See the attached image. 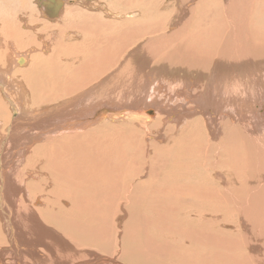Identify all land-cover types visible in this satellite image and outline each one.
Wrapping results in <instances>:
<instances>
[{"label": "bare ground", "instance_id": "obj_1", "mask_svg": "<svg viewBox=\"0 0 264 264\" xmlns=\"http://www.w3.org/2000/svg\"><path fill=\"white\" fill-rule=\"evenodd\" d=\"M19 1L25 6V9L31 5L30 0ZM186 5L195 8H191V13L200 10V19L202 21L201 32L202 39L204 40L203 53L207 52L206 44L214 38L212 30L213 24H216L217 30L215 29V31L219 36V44L216 48L217 51L213 50L210 54H215V52L219 54L220 67L227 71L224 72L229 76L226 79L231 82V86L235 87L233 88L230 99L226 102L228 106L227 112L233 110V115L225 114L224 120L219 123L215 117L216 113H213L210 107L215 104L214 106L219 112L223 105L218 103V99L214 92L206 91L205 94H203L204 96L202 98L205 106L203 111L198 113L210 117V120H208V117L206 118L210 129L215 130L216 127H220V137L213 140L216 141V144H213L212 148L210 145L205 147L197 144H194L193 147H185L184 144L180 145V149H185L184 151L186 152L182 155L177 153L178 156L174 158L175 163L172 164V168H169V170L175 169L180 176L176 183L173 184L169 182L177 179L176 176L172 173L171 176L167 172L160 171L164 170L166 164H169L170 161L167 160L159 166L156 176H154L156 173L154 169L151 171V169L148 168L150 173L154 176L150 174V182H139L138 174L140 167L135 163L133 164V162L130 164L131 166L129 167L131 168L129 169L127 168L128 164L126 165V161H121L123 164L120 162V166L114 164L118 163L114 161H112V164L108 161V164L105 155L97 152L91 156V165H79V169H77L73 163L68 164V155L70 156L69 149H64L67 151L68 155L64 152H60L59 157L54 158L50 156V161L48 160V163L44 165L40 158H36L35 151H29V154V149H23L22 146L26 144L22 143L21 146L23 150H18L16 148L18 156H15L17 158L19 155L23 157L22 155L25 156L26 154L27 156L28 153V155L32 157L29 159L28 156L27 160L36 162L32 163L28 171H21V169L19 170L17 167L9 169V166V170L7 171L4 158H2V156L0 157V264H130L129 262L126 263L123 261L120 257H117L116 254H122L123 249L116 247V243L111 244V246L114 247L110 252L99 250L105 248L107 244L106 236H108V232H111L110 225L112 226L113 224L116 228L118 226L122 228L123 226L126 227L127 222L125 223V216L122 214L125 212L123 207L125 204H128L126 202L128 197H135L136 195L138 196L137 201L141 204L145 203L147 210H154L155 206L158 205L159 209L167 214L171 212L181 213L184 211V219L192 224L193 222H197L196 227L189 224L184 225V223H182V225L176 222L175 226L182 231L184 230L183 232L180 231L178 235L180 239L184 241V247H179L182 251L178 253V255H174L176 263L181 264L188 260V262L191 261L192 263L186 262V264H264V0H186ZM29 11L30 10H27L26 13L28 14ZM60 12L58 14H60ZM39 14H41V11ZM42 14H46L43 8ZM60 15L63 16V14ZM32 20L33 15L31 14L27 22L32 24ZM24 26L27 28L30 27L26 23ZM1 28L7 30V39L0 36V39L3 38L4 41H8L4 49L7 58H9V60L10 58L14 60L16 58L17 62L15 60V63L21 62L23 65L25 63L28 64L24 56L20 55V53H22L20 49H29L33 47L30 40L32 32L28 30L22 31L20 23L14 32L10 29V26H2ZM82 29L83 28H81V30ZM102 29H104V26ZM169 36H172L173 39H169ZM169 36L167 37V41L171 40L172 43L174 42L173 48L175 47L176 51L186 50L185 47H187L188 44L182 43L184 36L182 37L180 33H175L174 35L172 33ZM22 41H24V43ZM45 41V39L41 38L40 43L42 44L44 52L50 45L48 44L47 46V41ZM0 46H4L1 45V40ZM57 49H55V52ZM29 50H35V48ZM49 50L48 48V51ZM194 51H192L191 54H201V52ZM52 55L53 52L51 56ZM100 57L101 60L98 61V63L100 62L99 68L95 70L92 68L95 76L103 75L110 64L109 60L111 59L110 57L108 58V54L104 53ZM201 58V61L205 64L206 61L209 62L208 59L213 60L212 56H202ZM45 60H47V63H52L51 58H45ZM42 61L41 59L38 61V64H34V62L31 64L30 60V66L20 71L26 75L25 81L27 83L32 82L33 78L36 77V72L33 71L37 69L35 68L37 65L42 67ZM1 62L2 61H0V65L2 66L3 62ZM87 65L88 68H91L89 67L90 62H88ZM9 66V68H11V63ZM81 66L83 65L81 64ZM119 68L121 70V66ZM19 70L17 73H19ZM196 71L201 72L200 70ZM1 72L4 74L5 70L0 71V73ZM39 73L42 75V71H39ZM73 75L77 77L74 79L76 82L74 84L70 83L66 90L58 91L52 95L47 94L50 92H46L45 95L46 97L59 96L58 99L64 98V101H66L61 104L62 107L59 108L60 110L57 111L58 113L54 115L51 113L47 119H44H55V121L59 123L55 124L53 121L54 127L56 128L74 130V132L70 130V133L58 132L60 133L58 136H53L54 139L59 137V140H55L58 142L66 140L68 142L67 145L65 144L66 148L68 145H71L69 142L75 141L81 136L86 138L92 133L91 130L87 131V128L91 125L90 121H92L96 115H102L103 110L105 113L109 111L112 112V114L110 116H100V120L108 121L103 123L101 127L99 126V128L104 130L106 127H111L112 123L116 124L114 128L119 129L121 127L118 126L121 125H123L122 128L125 127L128 130H132L133 127L138 126L144 128L147 138L151 135L148 132L151 130V126H160L162 123L165 125V123L169 122L170 118L173 119L174 116L177 117L175 124L179 125L185 119V121H187L188 118L192 117L191 115L195 114L193 110H195V112L197 111V107L194 109V107L187 106L186 111L184 103H179V101L178 104L175 105L171 104V101L166 103L164 106L169 109H164L165 107L159 106L154 97V95L157 96L159 94V90L154 91L151 87V85L154 84L153 82H151V85H144L141 91L140 89L135 91V88H133L134 92L137 94L135 102H131V100L128 101L127 98L129 99V97L122 93V95L118 97V100L117 98L116 100H111L107 99V97H103L99 100L97 99V101L95 99L96 102L93 101L94 103L90 104V100L85 99L86 102L82 104V107L73 108L74 101L71 102V100L75 97V93L86 89L87 87L85 88V86L90 84L93 80V77L87 73L83 74L80 72L78 74L76 72L73 73ZM148 75L149 74H147V76ZM6 76L7 75H5V77ZM46 77H48L47 73L45 75V78ZM108 78H106V80ZM9 80L14 82V84H10V86L7 87L5 81L8 80L4 79L3 82L0 81V91H3L1 92L3 95L2 98L13 106L12 112L15 115V111L17 110L13 105V101L15 102V100H12L13 96L8 93V91L14 90L19 98L23 100H26L27 92L23 84L13 77ZM121 81L122 80H120V83ZM126 82L128 83V80ZM30 86H32V84ZM106 88H108V86ZM100 89L99 91L102 90L104 92L103 89ZM127 89L128 88H126V91ZM91 90L88 92H91ZM219 90H222V88ZM102 91L100 92L101 94ZM106 91L104 93H106ZM95 93L91 95L94 96ZM211 93L213 98H211ZM82 94L83 97H85L87 93L84 91ZM174 94L175 92L170 95L171 99L175 98ZM2 95H0V106L5 110L3 106L4 102H1ZM113 95L112 96L115 98V94ZM182 95H185L183 97L184 99L186 97L188 102L189 99L187 97L189 93L187 89L181 96ZM95 97L96 95L94 98ZM90 99L92 100L91 97ZM130 99H134V97ZM87 101H89V105L84 106ZM21 102L22 101H20V103ZM75 104L76 102L74 105ZM77 105L79 104L77 103L76 106ZM148 109L155 110L156 113L147 114L146 111ZM64 110H66V113L62 114L60 111ZM27 111L30 113L28 109ZM33 111L30 115L36 117ZM18 112H20V110H18ZM61 115H67V118L61 117ZM70 119H72L73 122H70ZM202 119H199L200 124L203 123ZM60 123H63V125ZM193 123H195V121ZM33 124L35 125L36 123ZM203 126L202 124L199 127L203 129ZM44 127L48 126L45 124ZM75 128H78V131H76ZM85 128L87 132L82 133ZM14 129L17 128L15 127ZM39 129H41V127ZM66 130L62 129V131ZM25 131H27V129ZM54 131L55 130H53V132ZM132 131L134 132L135 130ZM47 134L48 131L46 134H39L37 132L34 137L36 136L35 138L39 142L42 138L45 139ZM29 135L30 133L23 134L24 137L26 136L27 140L30 139L28 138ZM2 138L4 139V137ZM32 138L33 136L31 140ZM46 138L47 141H49L48 137ZM108 139L110 138L106 136V140ZM2 140H0V144ZM15 140L19 142L17 138H11L12 142ZM106 140L105 143L100 141L99 144H105L108 151H110L111 143ZM209 142L211 141L209 140ZM20 143L21 142H19V144ZM88 143L94 142L89 141ZM97 143L98 142H96L94 146H96ZM13 144L16 145V143ZM62 144L64 145V143ZM3 145L5 146V144ZM49 145H51L50 148H48V144H45L43 149H54L52 143ZM36 148H38V146H35L34 149ZM115 148H118V146L116 145ZM158 148L163 149V146ZM4 149L5 148L0 149L2 154H5ZM231 149H254L252 151L254 155L253 159L255 158L256 160H251L253 163L251 165L252 174L250 177H252V175H257L259 179H253L255 180L254 184H251L250 187V192L253 197H249L250 199L248 202L252 204V210L242 202L243 200L245 201L244 198L246 194L242 197L243 200L239 201L240 199L229 194L230 191L228 188L230 187L226 186L227 182H230L229 184L231 185L232 182L229 175H227V171H223L221 168L223 165L222 156L225 152L229 159L230 156L233 155V153L229 152ZM12 157L14 158V155ZM57 159L59 161L62 160L63 163H60ZM114 159H116V157H114L113 160ZM237 159V155H235V157L233 156L232 162H236ZM18 160L20 159L18 158ZM78 162L80 163V160L77 161V163ZM10 163L11 165L13 164L12 162ZM144 170L145 168H143V171ZM219 170L223 172L218 173L217 171ZM102 171L104 172L102 173ZM214 175L216 177H213ZM87 176L90 177L87 178ZM147 176H149V174H147ZM192 176H196V179L191 180ZM247 183L250 184L251 182ZM234 189H232V191ZM238 191V193L241 192L239 189ZM121 210L123 212H120ZM164 216L168 215L164 214ZM142 221L146 229L151 228L153 221L151 222L145 219V217ZM117 222H120L121 225H117ZM158 225L160 226V223H158ZM124 230L121 231L116 229L118 239L123 237ZM139 231L142 232L141 230ZM149 237V235L148 237L146 236L140 243H143L144 247L148 250L155 251L160 257L161 255H166L168 260H170L169 253L162 247H160V249L158 244H155L153 239ZM35 245H38L42 249L36 248ZM139 246L142 245L139 244L138 247ZM77 247H84V249L81 251L77 249ZM92 247L99 250L89 249ZM114 251H116V253H113ZM150 253L153 254L152 252Z\"/></svg>", "mask_w": 264, "mask_h": 264}, {"label": "rangeland", "instance_id": "obj_2", "mask_svg": "<svg viewBox=\"0 0 264 264\" xmlns=\"http://www.w3.org/2000/svg\"><path fill=\"white\" fill-rule=\"evenodd\" d=\"M40 1L41 0H30V7L25 9V6L22 5L19 0H0V26H10V29L14 32V30L17 28V26H19L20 23L22 31L28 30L32 32L30 40L32 42L31 44L33 45V47L28 48H35V50L31 51L27 48L22 50L20 49V51H22L23 53H20V55L24 56L26 61H28V64L25 63L23 65L21 64V62L15 63V60L17 62L16 58L15 60L11 58L9 60V58H7V54L5 53L6 51H4L5 44H7L8 41H4L2 38L5 37V39H7V30L0 27V36H2V39H0L1 45H4L3 47L0 46V61L3 62V65H0V71L5 70L4 74L3 72L0 73V81L3 82L4 79L8 80L5 81V84L7 87H9L10 84H14V82L9 80L11 79V77H13L18 82L23 84L27 92V98L26 100H23L19 98L18 94H16L14 90L8 91V93L12 94L13 96L12 100H15V102L13 101V105L15 108H17V110L15 111L14 115L12 112L13 106L7 103L4 98H2L3 95L1 92L3 91H0V95H2L1 102H4L3 106L5 110L7 109L5 111L3 110V107L0 106V140L3 139L2 137H4L5 139H3V142L1 141L0 144V149L5 148V154H2L0 151V154H2L0 155V157L2 156V158H4L6 164L5 167L7 168L6 170L8 171L13 167H17V169L19 168V170L21 169V171H28L32 163H36L35 161L32 162L27 160V157L29 156V151L34 150L36 158H40L41 162L45 165L46 163H48V160L50 161V156H53L54 158L59 157L60 152H64L68 155L67 151L64 149H69L70 156L68 155V164L73 163L75 165V168L77 169H79V165H91V156L92 154H95L97 152L103 153L105 155L107 163L108 161H110V163L112 164V161H114L118 162L114 164L120 166L121 164H123V161H126V165L128 164V169L131 168L129 166H131L130 164H132L133 162V164L135 163L140 167L141 172L139 171L138 174L139 182H150L152 174L150 173L149 169H151V171H153L152 169H154V171L156 172L154 176H156L159 170V166H161L167 160L170 161L169 164H166L164 170L160 171L167 172L169 173V175H171V173L174 174L177 179H174L169 183L175 184L180 176L177 174L175 169L169 170V168H172V164L175 163L174 158L178 156L177 153H180L182 155L184 152H186L184 151L185 149H180V145L184 144L185 147H193L194 144L203 147L210 145L212 148L213 144H216V141L213 140L220 137L221 134L220 127H216L215 130L210 129L208 127V122L206 120V118L208 117L207 115H202L198 113L202 112L205 106V103L203 102L202 98L204 96L203 94H205L206 91L214 92L216 98L218 99V103L224 106L221 107L219 112L214 106L215 104L210 107V110L213 113H216L215 117L218 120V123L224 120L223 118H225V114L233 115V110L227 112L228 106L226 102L230 99L233 93V88L235 87L231 86V82L226 79L229 76H227L228 74H225L224 72L227 71L220 67L219 54H217V52H215V54H210L213 50L217 51L216 48L219 44V36L215 31V29L217 30L216 24H213L212 30V33H214V38L206 44L207 52L203 53L204 40L202 39L201 32V13L200 10H196V12H193L196 15L191 13V8L193 6L188 7L186 5V0H60L63 3L59 12L61 11L60 14H63V16L57 14V16H55L54 18H49L48 15L42 14L43 7L38 6ZM160 1L163 4H161ZM68 4L70 7L68 6ZM27 10H30L28 14L26 13ZM40 11L41 14H39ZM62 11H64L65 13ZM31 14L33 15V23L29 24L27 21ZM58 18L61 20H59ZM25 23L28 24L30 27L27 28L26 26H24ZM101 26H104V29H102ZM81 28L83 29L81 30ZM172 33L173 35L175 33H180L182 37L184 36V38L182 39V43L188 44V46L185 47L186 50L176 51L175 47L173 48L174 42H171L173 37L169 36ZM168 36L169 39H171L170 41H167ZM41 38L47 41V46L48 44H50L49 46L51 47L48 46V48L50 49L49 51L48 48L47 50H45V52L43 51L42 44L40 43ZM22 42L24 43V41ZM55 49H57L56 52ZM194 50H196L197 52H201V54H191V52ZM52 52L53 55L51 56ZM104 53L108 54V58L110 57V64L108 68L104 71L103 75H101L100 73L101 76H95L94 70L99 68L100 62L98 63V61L101 60L100 56ZM202 56H212L213 60L208 59L209 62L206 61L205 64L201 61ZM45 58H51L52 63H47V60H45ZM41 59L43 60L41 63L42 67H39V65H37L38 67L35 66V68L37 69H35V71L33 72H36V77L33 78L32 82L27 83L25 81L26 75L20 71L30 66V60L31 64L33 62L34 64H38V61H40ZM88 62H90L89 67L91 68H88ZM10 63L11 68H9ZM81 64L83 66H81ZM119 65L121 66V70L119 68ZM193 69L200 70L201 72H197ZM18 70L19 73H17ZM39 71H42V75L39 73ZM76 72L78 74L80 72L83 74L87 73L88 75L93 77V80L90 84L85 86V88L87 87V91L86 89H84L75 93V97L71 100V102L74 101L73 108H78L79 106L82 107V104L86 102L85 99L90 100V102L87 101L84 106L89 105V103L92 104L96 102L97 99L99 100L103 97H107V99L111 100H116L117 98L118 100V97L122 95V93L129 97V99L127 98L128 101L131 100V102H135L137 94L134 92L133 88H135V91H138L139 89L141 91L142 88H144V85H151V82H153L154 84L151 85V87L154 89V91L159 90V94L157 96L154 95L155 101L159 104V106L165 107L164 109H169L164 106L166 103L171 101V104L175 105L178 104L179 101V103H184L186 111V106L194 107V109L197 107V111L195 112V110H193L195 114L191 115L192 117L188 118L187 121H185V119L179 125L175 124V120H177V117L174 116L173 119L170 118V121L166 122L165 125H163L162 123L160 124V126H151V130L148 131L151 135L149 138H147L145 135L144 128L138 126L133 127V129L130 128L132 130H135L134 132L132 130L126 129L125 127L122 128L123 125L118 126L122 129L114 128V125H116L115 123H112L111 127H106L104 130L99 128V126L101 127L103 123L108 121L100 120V116H110L112 114V112L109 111L105 113V111L103 110L102 115H96L95 118L90 121V127H86L88 129L87 131L91 130L92 133H90V135L86 138L81 136L78 137L77 140L69 142V144L71 143V145H68L66 148L65 144H68L66 140V142H58L55 140H59V137H56L54 139L53 136H58V134H60L58 132L70 133V130H72L71 132H74V130H66L65 128L54 127V122L55 124H59L57 121H55V119L44 120L48 118L49 114L52 113V115H54L58 113L57 111H59V108L62 107L61 104L66 101H64V98L58 99L59 96L46 97L45 95L46 92H50L47 94L52 95L54 93H57L58 91L66 90L67 86H69L70 83L74 84L76 82L74 79L77 77L73 75V73ZM46 73L49 78H45ZM147 74H149L150 76H147ZM5 75L7 76L5 77ZM106 78L108 79L106 80ZM120 80H122L121 83L124 84H121ZM127 80L128 83L126 82ZM31 84L32 86H30ZM106 84L108 88H106ZM99 86L101 89L104 90V92L107 89L106 93H104L99 88ZM104 86L106 89L104 88ZM126 88L129 89V91L128 89L127 91L130 94L126 91ZM221 88L222 90H219ZM88 89H92V93L96 92L95 98V95H91L92 93L88 92L90 91ZM99 89L102 91V94L100 93L101 91H99ZM186 89L189 93V96L187 97L189 99L188 102L186 100V97L185 99L183 97L185 95L181 96V94L185 93ZM84 91L87 93L85 97H83L82 94V92L84 93ZM174 92V97L176 99H171L170 95ZM113 94H115V98L113 97ZM89 96L92 98V100ZM79 97H82L83 99ZM133 97L134 99H130ZM211 98H213L212 93ZM28 99L30 100V102ZM20 101L22 102L20 103ZM75 102L79 105H74ZM27 109L30 113L34 110L33 112H35L36 117L31 116L30 113H28ZM18 110H20V112H18ZM147 111V114L156 113L155 110L152 109H148ZM60 112H62V114H65L66 110ZM66 116L67 115H61V117L64 118H67ZM208 118V120H210V117ZM199 119H202L203 123L200 124ZM69 121L73 122L72 119H70ZM194 121L195 123H193ZM33 123H36V126ZM45 124L50 129L48 127H44ZM202 124L204 125L203 129L199 127ZM61 125H63V123ZM15 127L17 129H14ZM40 127L41 129H39ZM86 128L83 129L84 132L82 130L80 131H82V133H86ZM24 129H27V131H25ZM62 129L66 131H62ZM77 129L78 128H75L76 131H78ZM53 130L55 131L53 132ZM47 131L48 134L50 133L46 136L48 137L49 141H47V138L45 137V139L42 138L38 142V140L35 138L36 136L34 137L37 132L39 134H46ZM29 133L30 135L28 138L30 139L27 140L26 136L24 137L23 134L25 135ZM32 136L33 138L31 140ZM106 136L110 139L106 140ZM11 138H17L18 141L21 143L19 144L17 140L12 142ZM88 140L93 141L94 143H88ZM105 140L111 143L110 151H108L105 144H99L100 141H103V143H105ZM209 140L211 142H209ZM60 142L64 143V145ZM96 142L98 143L96 146H94ZM2 143L5 144V146ZM13 143H16V145ZM22 143H25L27 146L24 144L22 145ZM50 143H52L54 149H43V146L45 144H48V148H50ZM21 145L23 146V149L25 148L29 150L27 156L26 154L25 156L22 155L23 157H20L19 155L18 158L20 160H18V158L16 157L18 156L17 149L21 150ZM116 145L118 146V148H115ZM35 146H38V148L34 149ZM162 146L163 149L158 148ZM253 150L254 149H231L229 152L233 153V155L230 156L229 159L227 158L228 156H226L224 152V157L222 156L223 165L221 167L223 171H227V175H229V178L233 185L232 186L231 184H229L230 182H227L226 186L230 187L228 188L230 191L229 194L234 195V197H237V199H240L239 201H242V197H244L246 194V197L244 198L245 201L243 200L242 202L245 206L250 207L251 210L252 204L248 202V200L250 199L249 197H253L252 193L250 192V187L251 184H254L255 180L259 179V176L257 175H252L253 178L250 177L252 174L251 165L253 161L256 160L255 158L253 159ZM13 155L14 158L12 157ZM235 155L238 156V159L236 162H232V158L233 156L235 157ZM31 157L29 156V159ZM114 157H116V159L113 160ZM22 158H24L25 160ZM79 160L80 163H77V161ZM14 161L17 162L15 163ZM10 162H12L13 164L11 165ZM59 162L63 163L62 160ZM120 162L121 164H119ZM224 164H226L227 166ZM143 168H145L144 171ZM222 170H219L217 172L222 173ZM103 172L104 171H102V173ZM91 173L95 174L94 172ZM140 174H142L143 176ZM147 174H149V176H147ZM88 177L90 176H87V178ZM213 177L216 176L214 175ZM192 179L195 180L196 176H192L191 180ZM247 182L251 183L248 184ZM232 189L234 190L232 191ZM238 189L241 191L240 193H238ZM137 199V195L135 197H128L126 200L128 204H125L123 207V209H125V212H123L122 210L120 211L123 212L122 214H124L125 216V223L127 222L126 227L123 226L122 228L118 226L116 228L113 226V224L112 226L110 225L109 227L111 228V232H108L109 234L108 236H106L107 244L105 245V248L99 250L92 247L89 249L110 252L114 247H112L111 244L116 243V247H119V249H123L122 254L116 255L118 258L120 257L126 263L129 262L130 264H178L175 261L174 255H178V253L182 251L179 247H184V241L178 236L180 231L182 230L175 226L176 222L180 224L184 223V225L189 224L193 227L197 226V222H193L192 224L191 222H188V220L184 219V211H182L181 213L171 212L170 214H167L164 211H161L158 205L155 206L154 210H147L146 204L139 203ZM163 213L168 216H164ZM144 217L145 219L150 220L151 222L153 221L151 224V228L146 229L145 226L142 224V220L144 219ZM169 217H171L172 219ZM158 223H160V226L158 225ZM161 223L163 226L161 225ZM116 224L121 225L120 222H117ZM116 229L121 231L125 229L122 235L123 237H121L120 239H118L117 237ZM139 230H141L142 232H140ZM163 231H165L166 233ZM148 235L151 237V239H153L155 244H158L159 248L162 247L169 253L170 260H168L166 255H161L160 257L155 253V251L148 250L146 247H144L143 243H140V241L146 236L148 237ZM139 244H141L142 246L138 247ZM35 246L38 249H42L38 245ZM77 249L82 251L84 247H77ZM150 252H152L153 254H151ZM113 253H116V251H114ZM186 262L192 263L191 261L188 262V260H186L184 263L181 264H186Z\"/></svg>", "mask_w": 264, "mask_h": 264}, {"label": "water", "instance_id": "obj_3", "mask_svg": "<svg viewBox=\"0 0 264 264\" xmlns=\"http://www.w3.org/2000/svg\"><path fill=\"white\" fill-rule=\"evenodd\" d=\"M38 6L44 8V13L49 18H54L61 9L62 2L60 0H41Z\"/></svg>", "mask_w": 264, "mask_h": 264}]
</instances>
